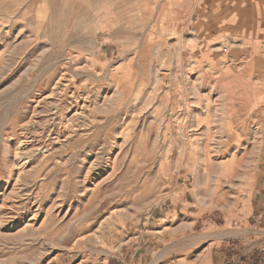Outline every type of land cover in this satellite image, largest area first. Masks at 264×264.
I'll list each match as a JSON object with an SVG mask.
<instances>
[{"label": "rangeland", "instance_id": "rangeland-1", "mask_svg": "<svg viewBox=\"0 0 264 264\" xmlns=\"http://www.w3.org/2000/svg\"><path fill=\"white\" fill-rule=\"evenodd\" d=\"M159 1L0 0V264H107L170 196L197 214L241 178L228 159L264 156V7L216 57L184 37L208 0ZM173 232L162 264L212 236Z\"/></svg>", "mask_w": 264, "mask_h": 264}, {"label": "crops", "instance_id": "crops-1", "mask_svg": "<svg viewBox=\"0 0 264 264\" xmlns=\"http://www.w3.org/2000/svg\"><path fill=\"white\" fill-rule=\"evenodd\" d=\"M251 1L255 0H208L211 8L210 16H204L200 30H195L188 24V32L184 34V37L192 40L198 36L199 39L204 40V45L209 53L216 57H219L220 53L228 54L225 47L221 48L222 45L229 46L232 51L234 40L248 35L250 37L253 27H249L244 18L251 12L247 8L244 9L243 6L247 2V5L251 7ZM256 1H258V7H264V0ZM161 2L162 0L157 6ZM258 11L261 12V10ZM212 12L213 14H211ZM257 14L260 15L259 12ZM187 21L191 23L190 20ZM261 31H264V26ZM261 37L264 38V35ZM223 40H226V43ZM193 71H202V67H196V69L193 67ZM260 157L258 159L257 153L256 156L253 154L249 163L243 158L240 161L228 159V164H236L234 173L238 172L239 167L242 169L241 178L236 181L237 185L228 186L224 196L218 197V202H213L214 204L209 208H196L197 214L189 213L195 204H176L177 196H170L168 198L170 202L167 201L168 206L161 207L153 218L149 217L144 221L142 233L139 232L134 239L116 248L113 254L108 256L107 264H162L164 254L167 253L166 256H168L170 253L167 252V248L162 246L164 245L165 231H174L173 233L192 231L200 222L204 226L205 234L212 235L207 240V246L192 256L196 253L193 248L195 246L187 244L184 253L174 264H231L229 258L236 250L242 253L240 258H245V262L239 261V264H254L252 260L254 250L258 253L257 264H259L260 249L264 247V240L259 241L243 255V251L250 243L245 241L247 244L244 246L241 241L245 240V235L237 232L253 229L250 224L252 219L255 220V217L256 222L253 224L264 220V156ZM246 168L253 172V176L244 170ZM243 246L244 249L240 251Z\"/></svg>", "mask_w": 264, "mask_h": 264}, {"label": "built area", "instance_id": "built-area-1", "mask_svg": "<svg viewBox=\"0 0 264 264\" xmlns=\"http://www.w3.org/2000/svg\"><path fill=\"white\" fill-rule=\"evenodd\" d=\"M259 264H264V247L260 249V263Z\"/></svg>", "mask_w": 264, "mask_h": 264}, {"label": "bare ground", "instance_id": "bare-ground-1", "mask_svg": "<svg viewBox=\"0 0 264 264\" xmlns=\"http://www.w3.org/2000/svg\"><path fill=\"white\" fill-rule=\"evenodd\" d=\"M60 77V76H59ZM70 90V89H69ZM71 91V90H70ZM53 92V91H52ZM51 95V94H50ZM41 99V98H40ZM77 103V102H76ZM83 108V107H82ZM61 116V115H60ZM66 124V123H65ZM60 127V126H59ZM69 128V127H68ZM71 128V127H70ZM264 129V128H263ZM27 140V139H26ZM264 141V140H263ZM262 152V151H261ZM16 156V155H15ZM35 217V216H34Z\"/></svg>", "mask_w": 264, "mask_h": 264}]
</instances>
